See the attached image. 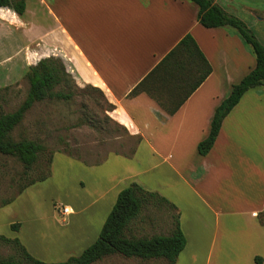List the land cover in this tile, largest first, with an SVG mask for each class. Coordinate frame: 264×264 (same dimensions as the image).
<instances>
[{
    "label": "crops",
    "instance_id": "0c3cea01",
    "mask_svg": "<svg viewBox=\"0 0 264 264\" xmlns=\"http://www.w3.org/2000/svg\"><path fill=\"white\" fill-rule=\"evenodd\" d=\"M215 2L264 45V0ZM197 13L190 0H26L21 17L0 8V40L15 42L14 53L28 39L63 56L80 84L104 93L113 105L110 117L138 138L131 156L111 151L97 164L53 154L49 178L68 194L64 205L71 212L59 213L67 219L57 227L51 226L54 211L35 215L46 228L27 239L16 234L34 258L54 262L78 255L99 235L119 191L136 182L177 208L186 243L174 264H264L258 220L264 206V84L242 94L210 151L200 155L197 144L207 136L216 106L255 66V57L234 28L204 27ZM188 33L211 72L180 107L169 114L145 92L129 96ZM85 182L87 190L77 192ZM4 231L0 221V235Z\"/></svg>",
    "mask_w": 264,
    "mask_h": 264
},
{
    "label": "trees",
    "instance_id": "16d2710c",
    "mask_svg": "<svg viewBox=\"0 0 264 264\" xmlns=\"http://www.w3.org/2000/svg\"><path fill=\"white\" fill-rule=\"evenodd\" d=\"M190 1L198 6L197 19L202 26L234 28L250 46L255 57V66L238 82L232 84L227 96L216 106L210 120L209 132L197 144L198 153L206 155L214 144L222 120L238 103L242 94L252 87L264 84V45L245 22L228 13L215 0ZM3 7L12 10L21 17L26 9V0H0V8ZM210 72V64L192 35L188 33L130 91L129 96L145 92L169 114H173ZM24 77L28 82V89L23 101L15 110L0 113V155L16 157L22 162L25 169H29L38 161L39 155L44 151V146L40 142L28 138L14 140L11 137V131L22 121L25 113L35 102L47 99L71 100L74 95L72 88L74 81L62 59L53 56L41 58L35 64L29 65ZM87 87L102 93L97 87L92 85H87ZM168 97L170 99L165 100ZM108 104L112 110L113 105ZM133 152L134 150L125 153V155L131 156ZM67 154L72 155L71 153ZM51 158L52 153L47 159L45 172L21 185L17 193L37 180H44L50 176ZM11 199H5L1 203L5 204ZM150 201L158 204L165 203L171 210L176 211L172 214V230L169 234L151 236L137 237L130 234L129 230L133 219ZM258 220L264 225V206L258 214ZM12 227L17 228L18 224H13ZM0 242L14 246L19 255V258L0 257V264H92L112 254H120L127 258L137 257L143 260L163 258L167 260L168 264H174L178 254L185 246L186 239L179 226V213L176 206L159 193L147 190L140 184L132 182L119 191L97 239L79 255L71 256L64 262L45 263L34 258L17 238L0 235ZM256 262H259L257 258Z\"/></svg>",
    "mask_w": 264,
    "mask_h": 264
},
{
    "label": "rangeland",
    "instance_id": "374dc122",
    "mask_svg": "<svg viewBox=\"0 0 264 264\" xmlns=\"http://www.w3.org/2000/svg\"><path fill=\"white\" fill-rule=\"evenodd\" d=\"M27 40L23 42L21 53L13 52L15 42L12 44L10 40H0L2 45L0 113L15 110L23 101L28 89L24 73L29 65L35 64L38 59L50 56L60 58L64 62L63 56L48 54L42 42ZM71 75L74 81L72 86L74 95L71 100L47 99L35 102L25 113L22 121L11 131L14 140L28 138L44 146L38 161L29 169H25L16 157L0 155V221L5 223V234L2 233L5 237L17 238L16 234L20 232L27 239L32 230L36 232L44 230L47 223L37 220L34 218L35 215L44 217L48 212L54 211L57 222L54 221L51 225L53 227L66 221L67 217H62L59 209L65 204V196L68 194L61 184L52 179L54 176L37 180L17 193L21 185L45 172L46 162L51 153L52 156L56 151L71 153L73 157L95 163L101 162L111 151L131 152L138 141V138L130 135L122 125L110 117L108 104L110 102L103 92L93 90L87 87V84H80L74 73L71 72ZM169 99V97L165 98V100ZM55 161L59 160L56 158ZM86 188H88L86 182L82 186H75L77 192H83L87 190ZM5 199L11 200L5 204L1 203ZM173 213L176 211L171 210L165 203L150 201L133 219L129 232L137 237L169 234L173 227ZM32 217L35 223L32 222ZM13 224H18V227L13 228ZM38 247L41 248L39 245ZM49 254L50 252L43 257L47 258ZM0 257L19 258V255L14 246L0 242ZM69 257L71 256L54 262L37 259L45 263H58L66 261ZM93 264H168V262L163 258L143 260L112 254Z\"/></svg>",
    "mask_w": 264,
    "mask_h": 264
},
{
    "label": "built area",
    "instance_id": "2783aa9c",
    "mask_svg": "<svg viewBox=\"0 0 264 264\" xmlns=\"http://www.w3.org/2000/svg\"><path fill=\"white\" fill-rule=\"evenodd\" d=\"M71 212V208L67 205H63L60 209H59V213L62 216H66L67 214H69Z\"/></svg>",
    "mask_w": 264,
    "mask_h": 264
}]
</instances>
